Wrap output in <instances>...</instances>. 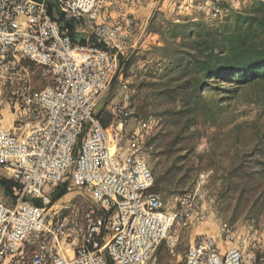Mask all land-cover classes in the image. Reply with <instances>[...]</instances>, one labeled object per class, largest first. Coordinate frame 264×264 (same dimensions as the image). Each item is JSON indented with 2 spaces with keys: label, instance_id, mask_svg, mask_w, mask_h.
I'll list each match as a JSON object with an SVG mask.
<instances>
[{
  "label": "built area",
  "instance_id": "built-area-1",
  "mask_svg": "<svg viewBox=\"0 0 264 264\" xmlns=\"http://www.w3.org/2000/svg\"><path fill=\"white\" fill-rule=\"evenodd\" d=\"M135 29L98 0H0V96L10 95L9 111L18 117L7 128L0 100V167L14 185L10 203L0 192V259L36 247L31 264H159L176 217L149 192L154 175L139 136L119 137L129 117L125 103L113 108L111 128L97 114L117 81L128 88L122 62L135 48ZM24 62L41 71L45 86H33ZM62 186L89 199L81 222L66 209L52 215V193ZM176 246L169 243L172 253ZM179 264L264 259L247 260L239 248L204 235Z\"/></svg>",
  "mask_w": 264,
  "mask_h": 264
},
{
  "label": "rangeland",
  "instance_id": "rangeland-1",
  "mask_svg": "<svg viewBox=\"0 0 264 264\" xmlns=\"http://www.w3.org/2000/svg\"><path fill=\"white\" fill-rule=\"evenodd\" d=\"M98 1L108 5L113 18L131 19L136 27L132 37L135 48L122 62L128 88L123 89L117 81L100 101L97 114L110 119L108 128H111L115 122L113 108L125 103L129 117L119 137L127 142L132 135L139 136L143 156L154 175V185L157 179L162 181L158 195L165 211L176 217L168 241H176L177 246L172 253L165 241L159 249V264H179L194 241L204 235L214 237L225 247L239 248L247 260L252 257L260 262L264 259V205L243 209L238 204L239 196L228 194L226 181L237 157L232 149L233 137L225 134L235 125L259 121L257 101L264 90L244 89L235 96L208 94L211 103L208 107L215 125L206 129L199 124L197 127L202 128L204 135L193 139L189 131L180 132L183 124L178 126L167 116L161 117L165 107L152 105L148 111L140 110L146 90L142 91L139 85L149 82L153 71L161 73L163 69L158 64L160 54L154 49L163 45L155 29H164L167 23H178L183 18H189L192 23L209 21L217 13L216 6L211 0ZM230 1L234 9L242 10L249 8L253 0ZM23 64L28 68L33 86L46 85L47 80L38 68L28 62ZM9 99L10 95L0 96L5 102L2 120L7 128L13 129L18 117L10 113ZM9 176L0 167V179L10 181ZM5 199L11 202L7 195ZM90 207L89 199L71 188L61 200L52 202L50 210L54 215L66 209L62 210L64 214L71 213L81 222ZM67 248L72 249L74 245ZM35 250L36 247H27L24 255L0 259V264H31Z\"/></svg>",
  "mask_w": 264,
  "mask_h": 264
},
{
  "label": "trees",
  "instance_id": "trees-1",
  "mask_svg": "<svg viewBox=\"0 0 264 264\" xmlns=\"http://www.w3.org/2000/svg\"><path fill=\"white\" fill-rule=\"evenodd\" d=\"M211 1L217 8L213 19L192 23L183 18L155 29L163 44L154 48L163 69L161 73L153 71L150 81L139 85L146 90L140 110L148 111L152 105L165 107L161 117L167 116L178 126L183 124L180 132L189 131L192 139L204 135L199 124L206 129L215 125L208 94L235 96L244 89L264 90V0H253L242 10L234 9L230 0ZM50 14L64 30L67 25L52 4ZM257 104L259 121L235 125L225 134L233 137L237 157L226 181L227 192L239 196L243 209L264 205V94ZM100 117L102 114L98 118L108 128L110 119ZM161 182L157 179L149 192L158 194ZM13 186L11 181L0 179V191L5 195L12 194ZM66 194V188L58 187L52 202ZM32 204L41 206L35 200Z\"/></svg>",
  "mask_w": 264,
  "mask_h": 264
},
{
  "label": "bare ground",
  "instance_id": "bare-ground-1",
  "mask_svg": "<svg viewBox=\"0 0 264 264\" xmlns=\"http://www.w3.org/2000/svg\"><path fill=\"white\" fill-rule=\"evenodd\" d=\"M66 255L69 259H73V251L70 248L67 249Z\"/></svg>",
  "mask_w": 264,
  "mask_h": 264
},
{
  "label": "crops",
  "instance_id": "crops-1",
  "mask_svg": "<svg viewBox=\"0 0 264 264\" xmlns=\"http://www.w3.org/2000/svg\"><path fill=\"white\" fill-rule=\"evenodd\" d=\"M1 192V191H0Z\"/></svg>",
  "mask_w": 264,
  "mask_h": 264
}]
</instances>
